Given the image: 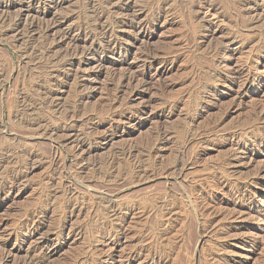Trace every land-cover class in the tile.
Masks as SVG:
<instances>
[{
    "label": "rangeland",
    "instance_id": "rangeland-1",
    "mask_svg": "<svg viewBox=\"0 0 264 264\" xmlns=\"http://www.w3.org/2000/svg\"><path fill=\"white\" fill-rule=\"evenodd\" d=\"M0 264H264V0H0Z\"/></svg>",
    "mask_w": 264,
    "mask_h": 264
},
{
    "label": "bare ground",
    "instance_id": "bare-ground-1",
    "mask_svg": "<svg viewBox=\"0 0 264 264\" xmlns=\"http://www.w3.org/2000/svg\"><path fill=\"white\" fill-rule=\"evenodd\" d=\"M81 148V147H80Z\"/></svg>",
    "mask_w": 264,
    "mask_h": 264
}]
</instances>
